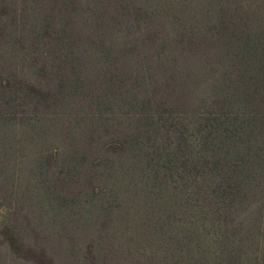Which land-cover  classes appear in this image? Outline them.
Listing matches in <instances>:
<instances>
[{
	"label": "trees",
	"instance_id": "16d2710c",
	"mask_svg": "<svg viewBox=\"0 0 264 264\" xmlns=\"http://www.w3.org/2000/svg\"><path fill=\"white\" fill-rule=\"evenodd\" d=\"M57 220L264 264V0H0V246L41 264Z\"/></svg>",
	"mask_w": 264,
	"mask_h": 264
},
{
	"label": "rangeland",
	"instance_id": "374dc122",
	"mask_svg": "<svg viewBox=\"0 0 264 264\" xmlns=\"http://www.w3.org/2000/svg\"><path fill=\"white\" fill-rule=\"evenodd\" d=\"M66 232L67 229L63 227L60 220H57L54 227L47 230L48 239L41 242L47 253L41 256L44 258L41 259V264H145L126 246L118 244L115 247L108 245L107 248H102L96 243L93 244L96 235H93L91 231L82 229L78 240L66 236ZM94 232L97 234L96 230ZM0 264L21 263L0 246Z\"/></svg>",
	"mask_w": 264,
	"mask_h": 264
}]
</instances>
